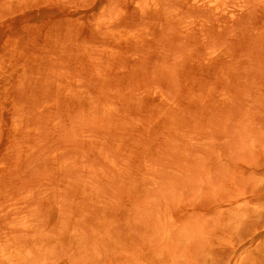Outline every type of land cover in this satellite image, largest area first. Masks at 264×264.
<instances>
[{"label": "rangeland", "instance_id": "374dc122", "mask_svg": "<svg viewBox=\"0 0 264 264\" xmlns=\"http://www.w3.org/2000/svg\"><path fill=\"white\" fill-rule=\"evenodd\" d=\"M144 2L0 0V245L28 247L23 264H43L37 245L46 264H264V12L244 0L215 34L233 38L228 60L193 70L207 37ZM126 29L137 40L107 38ZM152 89L179 109L168 127L140 107ZM115 144L124 185L102 156Z\"/></svg>", "mask_w": 264, "mask_h": 264}, {"label": "bare ground", "instance_id": "6f19581e", "mask_svg": "<svg viewBox=\"0 0 264 264\" xmlns=\"http://www.w3.org/2000/svg\"><path fill=\"white\" fill-rule=\"evenodd\" d=\"M173 1L176 3V7L173 9H166L165 2L162 0H146V2H144L141 7L145 13L148 14L152 13L155 15L164 16L166 20L171 22L173 26L176 27L175 30H177L178 34L181 35L182 37L191 36L196 38L201 36L203 37L205 35L207 38H204L203 41L206 42L207 40H209L210 42L209 45L206 46V48L202 49L204 50L203 55L193 54L191 56V61L193 62V64L192 63L191 64L193 68L188 66L185 67L183 70L178 72L179 77H185V75H188L187 73H184L185 69L187 68H192L193 70L197 68L201 70H205L206 67L212 66V64H216L223 60L227 61L231 54L228 52V50L223 48L224 47L223 44L227 43L233 38H227L226 37L227 33H225V35H223L221 38L216 37L215 34L221 33L226 26L230 25L227 24L228 21L226 19L233 18L235 16V14L238 12L244 0H173ZM255 1L256 4H258L260 11L264 12V0H255ZM197 11L207 12L208 15H201V16L195 15V12ZM136 34L137 33L134 32L133 30L126 29L125 31L109 32L107 38L110 39L115 44H124L137 40ZM22 46L19 45L13 47L6 54L5 60L10 62L11 66L16 64L17 61L23 58V54L21 53ZM108 55L112 60H115L120 57V54L113 51L108 52ZM178 68H180V66H178ZM49 90L64 94L66 91L63 87H61V84H52L51 86L49 85L48 91ZM66 96L70 101H74L76 99L75 95H66ZM140 98L142 100V103L140 105L142 111L148 113L150 112L154 117V120H157L156 122L155 121L154 122L162 123L165 127H168L167 120L169 119V117L172 114H176L177 112H179V109L176 107V105L172 103L168 99L166 94H164L160 89L149 90L146 93L141 94ZM103 108H104V113L108 117L114 116L116 114V110L110 105H105V107ZM119 127H121V129L124 132L126 130H130L137 134H147L150 130L149 125L147 123L141 122L139 120L123 121ZM114 147L115 150L117 151V159H112L106 154L102 156L103 159L109 165V167L116 172L118 177V180L117 179L116 180L118 181V183L124 185L129 182L127 178L130 177V174L128 173L129 169L126 163H124L126 149L124 150V147L119 146L118 144H115ZM137 147H138V151L147 150L145 147H142V143L137 145ZM64 168H69V165L67 163H62V164L60 163L58 167V171ZM3 172H4L3 167H0V174H2ZM84 195H85L84 197L87 198H90L92 196L89 194H84ZM5 244L10 246L12 249L7 250L4 247L6 246ZM34 244H38V243L34 242ZM41 247L42 245H37L35 249L36 250L38 249V253H40L38 256L42 257L43 260L42 263L46 264L45 262H46L47 254H44L43 255L44 257L41 255L42 250H39V248ZM44 248L46 247H43V249ZM28 254H29L28 247L24 246L21 242H10V243L2 242L0 245V263L23 264L26 257H28Z\"/></svg>", "mask_w": 264, "mask_h": 264}]
</instances>
